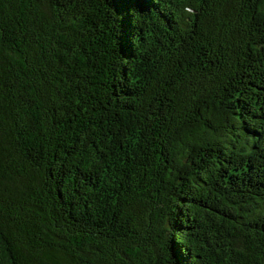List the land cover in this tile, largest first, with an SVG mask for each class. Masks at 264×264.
<instances>
[{
  "label": "trees",
  "instance_id": "16d2710c",
  "mask_svg": "<svg viewBox=\"0 0 264 264\" xmlns=\"http://www.w3.org/2000/svg\"><path fill=\"white\" fill-rule=\"evenodd\" d=\"M0 264H264V0H0Z\"/></svg>",
  "mask_w": 264,
  "mask_h": 264
}]
</instances>
